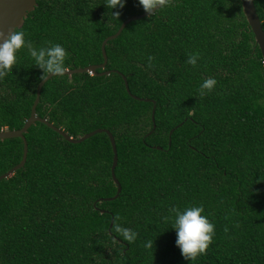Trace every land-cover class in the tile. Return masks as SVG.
Returning <instances> with one entry per match:
<instances>
[{
    "label": "trees",
    "instance_id": "16d2710c",
    "mask_svg": "<svg viewBox=\"0 0 264 264\" xmlns=\"http://www.w3.org/2000/svg\"><path fill=\"white\" fill-rule=\"evenodd\" d=\"M253 4L264 32V0ZM142 11L139 0L113 9L106 0H35L16 29L34 48L60 44L66 67L76 68L101 62V40ZM104 52L95 72L108 74L49 77L35 114L72 137L109 130L119 193L103 199L116 189L105 132L73 143L33 122L23 165L0 179V264H264V65L240 0H172L128 21ZM189 53L200 54L196 67L186 64ZM33 63L19 50L0 80V129L19 128L29 115L43 75ZM121 75L131 94L149 99L132 97ZM210 77L217 85L201 97ZM21 153L20 137L0 139V174ZM201 205L215 236L190 261L169 209ZM114 223L137 240L123 241ZM150 240L153 249L144 246Z\"/></svg>",
    "mask_w": 264,
    "mask_h": 264
},
{
    "label": "clouds",
    "instance_id": "9594fccd",
    "mask_svg": "<svg viewBox=\"0 0 264 264\" xmlns=\"http://www.w3.org/2000/svg\"><path fill=\"white\" fill-rule=\"evenodd\" d=\"M124 2L125 0H106L109 9L118 6L123 8ZM139 3L145 12L153 15L157 10L171 6L172 0H139ZM112 14L119 19V12ZM25 36L26 33L23 30L16 28L10 30L7 35L0 31V80L12 72L13 67L17 64V52L25 47L34 61L33 64L43 70L41 79H46L49 74H52L53 77H64L68 71L65 61L68 59L69 53L66 49L60 44H51V46L37 49L32 46L31 41L25 39ZM45 44H50V42L46 41ZM199 59V53H189L186 64L196 67ZM147 60L148 68H154L155 58L148 56ZM216 85L217 80L215 78L205 79L199 86V95L203 97L209 94ZM169 211L175 214L171 226L177 231L176 244L181 249V255L190 261H195L201 255H205L213 243L215 226L207 216L202 215L203 206H191L183 211L173 206ZM119 219L120 217L117 216L116 220ZM169 219L172 217H165V220ZM112 231L129 244L134 243L138 238L137 232L122 227L119 223H114ZM144 246L147 249H153V241H148Z\"/></svg>",
    "mask_w": 264,
    "mask_h": 264
},
{
    "label": "water",
    "instance_id": "95a60500",
    "mask_svg": "<svg viewBox=\"0 0 264 264\" xmlns=\"http://www.w3.org/2000/svg\"><path fill=\"white\" fill-rule=\"evenodd\" d=\"M34 5H35V0H0V31H2L3 33H5V35H7V33L10 30L17 28V27H20L21 24L23 23V19L27 15V12L32 10ZM240 5H241V9H242L243 15L245 17V20L247 22V25L249 26V28L253 34L254 41L260 50L262 62L264 65V32H263V29L261 27L258 15L255 12L253 0H240ZM145 15H149V14L147 12H145V10H144L140 13L131 14L130 16L125 17L120 22V24L118 25V27L116 28V30L114 32L106 35L101 40V42H100V51H101V55H102V61L101 62H99L97 64H88V65H85L82 67L67 68L68 71L66 74L70 75L71 73H74V72H84V71H87V72L89 71L90 73H97V74H108L111 71L110 69H103L101 71L95 72L96 68H103L105 65V61H106V55L104 52L105 42L108 39H111V38H114L115 36H117V34L121 31L123 26L128 21H130L132 19H137V18L145 16ZM115 71H117V70H115ZM51 76H52V74H49L46 79H40L37 82V84L35 86V95H34V98L32 100V103L30 105L29 115L26 117V119L24 120L22 125L16 129H8V128L0 129V139L17 136V137H20L22 140V153H21V157H20L19 161L16 164H14L13 166H11L8 170L1 173L0 179L11 174L15 169H17L23 165L24 160H25V156H26V141H25V138L23 136V133L26 131V129L28 128V126L30 124H32L35 121H40V122L46 124L48 127H50L52 130H54L58 134H60L65 140H67L69 142H73V143L79 142V141L85 139L86 137L96 133V132H105L106 133V135L108 136L110 146H111V151H112L111 164H110V175H111L112 181L116 185V189H115V193L112 196L105 197L103 199L115 198L119 193L120 184H119L117 178L113 174V167L116 163V149H115L113 136L109 132V130H107L106 128L98 127V128H94L88 132H85V133L81 134L80 136L72 137L69 134H67L63 129L59 128L58 126L53 125L51 122H49L45 118H42V117L35 114V106H36V103L38 101L39 91H40L41 85ZM121 76L123 79L125 90L132 97L139 98V99H145V100L149 99V98H140V97H137V96L131 94L128 90L127 83L125 80V76H123V75H121ZM152 102H153V100H152ZM153 107H154V105H152V109H151V118H152V114H153ZM111 221H112V219L110 218L109 225L111 224Z\"/></svg>",
    "mask_w": 264,
    "mask_h": 264
},
{
    "label": "built area",
    "instance_id": "2783aa9c",
    "mask_svg": "<svg viewBox=\"0 0 264 264\" xmlns=\"http://www.w3.org/2000/svg\"><path fill=\"white\" fill-rule=\"evenodd\" d=\"M89 72V71H88ZM90 73V72H89Z\"/></svg>",
    "mask_w": 264,
    "mask_h": 264
}]
</instances>
